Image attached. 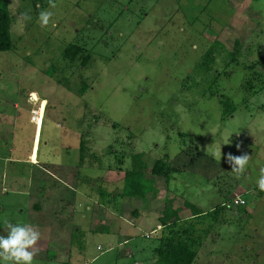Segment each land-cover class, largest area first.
Returning <instances> with one entry per match:
<instances>
[{"label":"rangeland","instance_id":"1","mask_svg":"<svg viewBox=\"0 0 264 264\" xmlns=\"http://www.w3.org/2000/svg\"><path fill=\"white\" fill-rule=\"evenodd\" d=\"M54 2L55 23L41 28L49 0H8L15 49L0 52V235L5 221L37 226L33 264H154L172 199L182 219L188 204L208 214L206 226L218 217L193 264H264V0ZM71 44L82 48L73 61L62 56ZM209 49L214 62L202 71ZM32 109L43 123L37 167L24 159ZM244 152L237 178L226 156ZM136 154L180 171L167 184L146 171L144 197H124Z\"/></svg>","mask_w":264,"mask_h":264},{"label":"trees","instance_id":"2","mask_svg":"<svg viewBox=\"0 0 264 264\" xmlns=\"http://www.w3.org/2000/svg\"><path fill=\"white\" fill-rule=\"evenodd\" d=\"M11 25L12 18L8 9V0H0V52L15 49L13 44L14 41L12 40ZM213 44L214 46L223 48L218 41H214ZM81 49V46L78 44H71L64 49L62 56L69 61H73L79 54H81ZM238 53L239 50H235L233 52L227 51V64H236ZM90 60L91 55L87 53L86 56L82 57L80 66H86ZM213 62V51L212 49H209L208 52L203 56V61L199 66L202 71H205L210 68ZM255 64L258 63L249 65L250 69L248 68L247 70L254 69ZM252 77L253 80L260 81L259 77ZM249 80L244 86L245 90L247 91L253 89ZM83 89L84 87L82 88V91H84ZM221 103L230 113L235 110L234 105L229 99H226ZM83 150L84 149L81 144L80 153H82ZM132 159L133 168L131 170H126L123 175L124 184L122 194L124 197H144L146 187H148L147 184L149 183V181L145 180L146 171L151 176L163 177L166 181V184L171 180L173 174L180 171L178 168L170 166L167 162L162 160H153L145 154H136ZM237 197L240 198V196L234 197L232 200L233 205L234 200ZM171 200L166 201L167 205L169 206L164 209L162 217L158 218V223L161 226V229L155 235L156 240L158 241V246L153 249V253L156 257L154 264H193L197 258L199 249L203 245L204 240L210 232V228L214 222H217L218 217L216 215V211H213L212 213L216 215V217H212L214 222L206 226L205 223L201 222L199 219L206 215L208 216V214L202 213L193 205L188 204V208L193 212L190 218L182 219L179 216L180 208H173L172 205H170ZM243 205L241 204L234 206L239 209V207ZM41 211L42 208L37 213H41ZM146 238L149 237L147 236Z\"/></svg>","mask_w":264,"mask_h":264},{"label":"clouds","instance_id":"3","mask_svg":"<svg viewBox=\"0 0 264 264\" xmlns=\"http://www.w3.org/2000/svg\"><path fill=\"white\" fill-rule=\"evenodd\" d=\"M56 7L57 5L54 0H49L48 9H42L39 12L37 23L41 28L48 27L50 24L54 25L53 16L55 13L51 9H55ZM21 19L30 21L32 17L25 12L22 14ZM32 111L38 112V109H32L30 111L31 114ZM32 122L35 124V127L39 126L40 128V124H36L37 119L35 122ZM239 149L240 145H237V150L239 151ZM218 154L221 155V149ZM226 159L231 166V172L235 173L237 178H239V176L244 174L251 156L246 152L239 156L228 153ZM257 185L261 191H264V168H260L259 170ZM5 227L7 235H0V260H3L6 264H33V259L39 251L36 246L41 239V232L38 227L28 223L13 224L7 221H5Z\"/></svg>","mask_w":264,"mask_h":264},{"label":"crops","instance_id":"4","mask_svg":"<svg viewBox=\"0 0 264 264\" xmlns=\"http://www.w3.org/2000/svg\"><path fill=\"white\" fill-rule=\"evenodd\" d=\"M33 99V98H32ZM40 117V116H39ZM41 119V118H40ZM30 122H32L31 121V119H30ZM40 123H42V120H41V122ZM41 125V128H39V126L38 127H36V130H35V136H34V148L31 150V156H29V159L27 160V162L30 164V166H34V167H37V165H38V161H39V154H40V151H39V146H38V134L40 133V129L42 130V128H43V123L42 124H40ZM41 135V134H40ZM25 159V158H24ZM26 162V161H25ZM46 172H44V174H45ZM106 173H110V174H113V171H105V174ZM47 174V173H46ZM49 175V174H48ZM95 206H96V204H94V206H93V209H92V212L94 211V208H95ZM107 212V211H106ZM38 214H42L43 215V212H41V213H38ZM39 218H41V219H43L42 217H39ZM47 223H50V222H48V221H46ZM51 224V223H50ZM155 230V229H154ZM50 230H48V232H49Z\"/></svg>","mask_w":264,"mask_h":264},{"label":"built area","instance_id":"5","mask_svg":"<svg viewBox=\"0 0 264 264\" xmlns=\"http://www.w3.org/2000/svg\"><path fill=\"white\" fill-rule=\"evenodd\" d=\"M37 119V112L36 111H32V114H31V120L32 121H36ZM241 201H243V199L237 197L235 200H234V205H243L244 204V201L241 203Z\"/></svg>","mask_w":264,"mask_h":264},{"label":"flooded vegetation","instance_id":"6","mask_svg":"<svg viewBox=\"0 0 264 264\" xmlns=\"http://www.w3.org/2000/svg\"><path fill=\"white\" fill-rule=\"evenodd\" d=\"M31 111V110H30ZM30 124V123H29ZM29 159V155L26 156L25 160H28Z\"/></svg>","mask_w":264,"mask_h":264},{"label":"bare ground","instance_id":"7","mask_svg":"<svg viewBox=\"0 0 264 264\" xmlns=\"http://www.w3.org/2000/svg\"><path fill=\"white\" fill-rule=\"evenodd\" d=\"M37 114H38V116H37V121L39 120V113L37 112ZM36 124H37V122H36Z\"/></svg>","mask_w":264,"mask_h":264}]
</instances>
